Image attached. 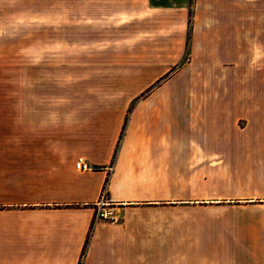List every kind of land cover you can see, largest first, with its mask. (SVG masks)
<instances>
[{"label":"crops","instance_id":"0c3cea01","mask_svg":"<svg viewBox=\"0 0 264 264\" xmlns=\"http://www.w3.org/2000/svg\"><path fill=\"white\" fill-rule=\"evenodd\" d=\"M68 1L85 63L1 49L0 264H264L207 216L264 208V0Z\"/></svg>","mask_w":264,"mask_h":264},{"label":"rangeland","instance_id":"374dc122","mask_svg":"<svg viewBox=\"0 0 264 264\" xmlns=\"http://www.w3.org/2000/svg\"><path fill=\"white\" fill-rule=\"evenodd\" d=\"M60 1L64 3L63 8L55 7L58 0H0V53L2 48H14L15 67L49 63L55 58L69 63L71 48L78 50L80 63L86 62L88 9L71 8L68 0ZM24 48L28 50L23 52ZM55 49H62V54L58 52L55 57ZM180 66L181 63L173 67L162 80L173 76ZM115 213L113 210L114 217ZM207 216L221 219L219 222L230 226L224 228L226 232H221L224 239L264 238V229L260 228L264 208L248 211L222 208L217 215Z\"/></svg>","mask_w":264,"mask_h":264},{"label":"built area","instance_id":"2783aa9c","mask_svg":"<svg viewBox=\"0 0 264 264\" xmlns=\"http://www.w3.org/2000/svg\"><path fill=\"white\" fill-rule=\"evenodd\" d=\"M75 169L78 171H90L91 170V168L88 165H86L85 161L81 158L78 159V161L75 163ZM105 196H106V189L104 187L100 200L97 204V210L95 212L94 220H93L94 223L100 220H104V221H114L115 220V217L113 215V210L106 208L108 206L105 204Z\"/></svg>","mask_w":264,"mask_h":264}]
</instances>
